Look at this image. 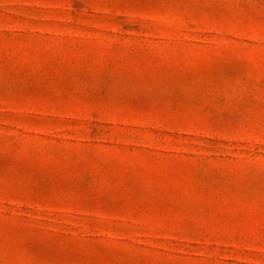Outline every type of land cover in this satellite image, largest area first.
<instances>
[{"label":"rangeland","instance_id":"1","mask_svg":"<svg viewBox=\"0 0 264 264\" xmlns=\"http://www.w3.org/2000/svg\"><path fill=\"white\" fill-rule=\"evenodd\" d=\"M0 264H264V0H0Z\"/></svg>","mask_w":264,"mask_h":264}]
</instances>
